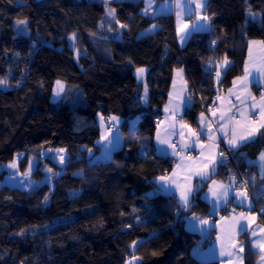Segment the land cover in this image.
<instances>
[{
    "label": "trees",
    "instance_id": "1",
    "mask_svg": "<svg viewBox=\"0 0 264 264\" xmlns=\"http://www.w3.org/2000/svg\"><path fill=\"white\" fill-rule=\"evenodd\" d=\"M108 5L115 9L109 19ZM143 8V0H0V78L7 86L0 84V182L2 165L31 133L56 136L53 146L68 154L52 184L0 187V264H124L133 255L138 264H220L195 255L200 235L185 227L187 215L207 214L210 204L197 194L193 209L183 211L175 196L155 192L153 178L173 167V158L156 150V123L174 64L184 59L195 91L184 119L198 126L199 97L217 95L215 68L206 70L205 62L231 60L219 83L228 89L244 71L249 40L264 41V0H207L211 31L193 33L183 47L174 14L145 15ZM18 19L27 21L26 34ZM153 24L154 32L141 35ZM138 68L147 70V104ZM57 81L64 92L54 99ZM100 115L140 117L108 161L97 159ZM263 148L244 146L242 164ZM26 162L27 155L19 166ZM256 261L246 242L245 264Z\"/></svg>",
    "mask_w": 264,
    "mask_h": 264
},
{
    "label": "crops",
    "instance_id": "2",
    "mask_svg": "<svg viewBox=\"0 0 264 264\" xmlns=\"http://www.w3.org/2000/svg\"><path fill=\"white\" fill-rule=\"evenodd\" d=\"M179 2L183 6L182 9L176 8L177 0H152L148 14H174L177 41L179 46L183 47L193 33L209 32L212 27L206 11V4L201 8L196 7L197 3H202L203 0H179ZM189 7L191 10H189ZM145 8L146 3L144 2L143 9ZM178 11L179 15H177ZM205 16L208 18L207 21L202 19ZM200 24L210 25V30L196 31L195 27ZM153 25L157 27L150 33L158 28L157 24ZM185 25L188 27L184 29V32H180L179 29ZM147 33L149 32L146 30L141 34ZM185 33H188V39L182 41L181 36ZM262 42L264 41L260 39L249 40L244 71L233 79L231 86L226 90H223L219 83L223 78L224 72L230 66L231 60L226 58L229 62L227 68L224 65L225 58L220 61H212L211 65L215 68V80L218 86L216 89L217 95L214 99V106L210 107L207 112L203 110V117H201V114L199 115L198 126H193L184 119L185 111L189 108L185 107L184 101L190 98V107L193 104V96L191 94L192 79L185 60H177L174 64V73L170 84L169 96L164 107V115L156 123L154 137L156 150L160 156L172 157L175 161L171 171L153 178L154 183L157 186L160 183V177H167L170 182L174 181V183L170 184V191H161L162 193L175 196L180 201L181 193L190 188L192 190L190 197L192 203L196 199V195L199 194L202 200L210 204L207 214H195L196 219L190 218L187 215L185 219V227L188 231L198 233L200 236L209 234L211 237L210 241L200 251L195 252V255L200 260H218L220 264H245L246 242H248L253 253L257 255L256 264H264V259H262L264 257V250L257 247L254 243L256 240L264 242V224L261 222L258 214L250 210L252 209V201L247 193L237 189L231 177L225 174L223 163H220L221 149L219 145L220 139H225L223 133L220 131L222 124L225 126L224 131L228 133L227 139H231L233 128H235L237 135L241 134L245 130L242 126L247 125V121L251 119V115L256 112L259 113V108L253 110L250 105L253 103L261 105L264 103L261 101V96L264 94V78L258 82L253 80L252 76L247 80L244 79L246 66L253 76L256 75L255 70L257 67L264 66V43ZM217 71L221 73L219 77L216 75ZM146 73L147 70L142 78L139 79L144 85L142 92L144 104H147L149 101ZM145 87L147 88L146 102L143 99ZM237 96L241 100H244L245 103L241 104L240 100L236 99ZM240 112H243L244 117L247 119L242 118ZM221 115L224 116V120L219 119ZM233 115L240 121L239 125L235 121L229 122L228 118ZM101 118H103V127L101 126ZM259 119L258 115L257 120ZM139 120L140 117L117 119L114 122L118 126L114 129H108L104 124V117L98 116V123L100 125L98 143L100 144L101 152L97 156V159L100 161L111 160L113 152L123 145L125 131L135 128ZM202 120L204 122L203 125L201 124ZM182 125H187V127H182ZM201 130L203 134H200ZM158 131L161 139H167L172 143L178 142L180 146L189 145V147H180V150L177 151L178 155H172L173 150L171 148L166 144L162 145L158 143ZM180 132H183L184 135H179ZM192 132H196L198 135H192ZM209 136L212 138L209 139ZM52 137H54L53 140L55 142L56 136ZM109 140H112V144L108 143ZM244 146L241 145L239 149H243ZM186 151H196L199 155L187 158L185 157ZM261 152H264V148L254 158L248 156L245 158L246 163L253 167L251 168L250 176L255 183L264 180L259 162ZM210 158H214V161H211ZM250 161H256L257 163L251 164ZM205 163L209 164V169L206 171H209L210 178L202 181L195 173L205 170ZM212 167L215 168V174H211L210 172ZM224 189L229 190L227 197L220 196V193ZM237 193H246V198L238 196ZM218 196L220 197L219 200H217ZM241 199H243V204L240 203ZM202 220L207 221V224H202L200 222ZM241 225L246 227V232H241ZM254 232L256 233L255 236H253ZM241 247L243 251H240Z\"/></svg>",
    "mask_w": 264,
    "mask_h": 264
},
{
    "label": "snow or ice",
    "instance_id": "3",
    "mask_svg": "<svg viewBox=\"0 0 264 264\" xmlns=\"http://www.w3.org/2000/svg\"><path fill=\"white\" fill-rule=\"evenodd\" d=\"M144 2L146 3V8L144 10V14L147 15L148 14V9L151 7V3H152V0H144ZM207 3V0H203L202 3H197L196 7L197 8H201L203 7L205 4ZM165 7H167V5H165ZM182 5L180 4L179 0H177V3H176V8L177 9H182ZM189 10L190 7H189ZM115 12V9H112L108 15L109 16H112ZM179 11L177 12V15H179ZM250 16H251V19L253 21H255L256 19V14L254 13H250ZM203 20L207 21V17H202ZM118 22V21H117ZM17 25H24L25 26V30H24V33L26 34V28H27V21L26 20H21V19H18L16 21ZM121 27H125V25H121ZM157 26L156 25H153L151 29H148L147 31L150 33L151 31H153ZM188 26L185 25L183 28L179 29L180 32H184V29L187 28ZM195 30L196 31H207V30H210V25H207V24H200V25H197L195 27ZM70 39L72 40H75V34H73ZM188 39V33H185L184 35L181 36V40L184 41V40H187ZM264 43V42H262ZM224 65H225V68H227V66H229V62L227 61V59L225 58L224 60ZM208 71H210V69H206ZM145 69L144 68H138L137 69V77L138 79H141L143 74L145 73ZM256 75L253 76V74L251 72L248 71L247 69V66L245 68V77L244 79L247 80L250 76H252V79L255 80L256 82H258L260 79L264 78V66H261V67H257L256 68ZM220 72L217 71L216 75L217 77L220 76ZM239 79V78H238ZM6 81L3 79V78H0V84H5ZM234 85H235V81L233 82ZM57 85H58V88L57 90L54 92V95L59 97L61 95V93L64 92V88H63V85L61 84L60 81H57ZM246 87V85H245ZM231 92V90H229ZM143 99L145 100V102L147 101V88L145 87V96L143 97ZM237 100H240V103L241 104H244L245 101L244 100H241L239 96L236 97ZM261 101L264 102V94H262L261 96ZM184 104H185V107H190L191 105V100L190 98L185 100L184 101ZM235 107V105H234ZM250 107L255 110L257 108L260 109L258 115L260 117L259 120H251L249 119L247 121V125H243L242 127L245 128V130L243 132H241V134L237 135L236 131H235V128H233L232 130V135H231V139H227L228 137V133L224 131V125L222 124L221 125V128H220V131L223 133V136L225 137V139L227 140V144L229 145V148L230 150H237L239 149V147L241 145H250L252 143H255V142H264V133L261 132V129H264V103H262L261 105H257L255 103L251 104ZM167 110V109H166ZM204 114L201 113V117H203ZM240 116L242 118H245L244 117V113L243 112H240ZM111 120H117L118 118L117 117H111L110 118ZM182 119V118H181ZM220 120H224V116L221 115L219 117ZM247 119V118H245ZM229 122H232V121H235L236 124H240V121L236 119V116L233 115L231 117L228 118ZM203 120L201 121V124L203 125ZM248 125H251V126H248ZM101 126L103 127V118H101ZM182 127H187V125H182ZM175 134V133H173ZM200 134H203L202 133V130H201V133ZM179 135L183 136L184 133L183 132H180ZM192 135H198L196 132H192ZM258 137H260L261 139L258 141ZM103 135H102V139H103ZM212 137L209 136V139H211ZM157 140H158V143L164 145L166 144L169 148H171L173 151H172V155H178V152H177V148L178 147H181V148H185V147H189V145H183V146H178L176 143H172V142H169V140L167 139H161L160 138V135H159V131L157 132ZM109 144H112V140H109L108 141ZM60 152H63L64 150L63 149H60L58 150ZM167 154V153H165ZM110 158V157H109ZM60 160H61V163L64 162V157L61 156L60 157ZM211 161H214V158H210ZM259 162H260V167H261V170H262V175H264V152H261L260 153V156H259ZM220 163H223V154L221 153V161ZM251 164H255L257 163L256 161H250ZM9 168H15L16 165L15 163H12V164H9L8 166ZM204 169L205 170H201V171H198L195 173V175L199 176L200 179L203 181V180H206L208 178H210V175H209V171H206L209 169V164L208 163H205L204 164ZM210 172L211 174H215V168L212 167L210 169ZM27 175V174H26ZM159 181L160 183L157 185L156 189H155V192L156 193H159L161 191H164V192H167V191H170V184L171 183H174V181L170 182L168 180L167 177H160L159 178ZM213 183H215V181H213ZM211 191V189H210ZM191 193H192V190L189 188L187 189L186 191L182 192L181 195H180V201L178 202L179 204V207L182 208V209H187L191 203H192V199L190 198L191 197ZM153 193H149V195H152ZM229 194V190L228 189H224V191L222 193H220V196H223V197H227ZM214 195H216L214 193ZM238 196H241L242 198H246V193H237ZM219 196L217 197V200H219ZM45 200H47V197H45ZM241 204H243V199H241L240 201ZM193 219H196L195 217H193ZM202 224H207V221H200ZM240 230L241 232H246L247 229L244 225H241L240 226ZM21 235L24 234V232L22 231L20 233ZM256 233L254 232L253 233V236H255ZM135 243V242H134ZM256 244L257 247L261 248L262 250H264V242H261L259 240H256L254 242ZM240 251H243V248L241 247L240 248ZM262 259H264V257H262Z\"/></svg>",
    "mask_w": 264,
    "mask_h": 264
},
{
    "label": "rangeland",
    "instance_id": "4",
    "mask_svg": "<svg viewBox=\"0 0 264 264\" xmlns=\"http://www.w3.org/2000/svg\"><path fill=\"white\" fill-rule=\"evenodd\" d=\"M112 9L113 8L110 7L109 5L106 7V14L108 19L111 17H115V12L112 16L108 15V13ZM142 10H143L142 12H144L145 9ZM73 42L74 40H72V43ZM75 55L76 58H78L80 53L76 51ZM61 84L63 85V83ZM2 87L6 88L7 86L4 84ZM57 88L58 85L56 83L54 87V92L57 90ZM59 97L53 95L54 99H58ZM53 139L54 137L52 136L45 137L42 139H37L36 133H31L27 137L23 145L17 149L14 158L11 161L6 162L2 165L1 169L6 171V175L4 179L0 182V187L2 185H8L11 187H18L25 190H31L35 185L41 183L52 184L55 174H57V170L55 166L63 167L68 156L67 150L64 147L53 146L54 144ZM60 149H63L64 151L63 152L58 151ZM25 155H27V162L26 165L23 168H21L19 166V161ZM61 156L64 157L63 163H61L60 160ZM12 163H15L16 165L15 168L8 167L9 164ZM138 243L139 241L132 243L131 245L132 249H135ZM140 260L141 258L139 256L133 255L129 257L124 264H138Z\"/></svg>",
    "mask_w": 264,
    "mask_h": 264
},
{
    "label": "built area",
    "instance_id": "5",
    "mask_svg": "<svg viewBox=\"0 0 264 264\" xmlns=\"http://www.w3.org/2000/svg\"><path fill=\"white\" fill-rule=\"evenodd\" d=\"M212 61H207L205 62V67L206 69H212ZM213 74H215V71L213 70ZM217 84L215 83L214 88L217 89ZM195 92V91H191ZM216 97V94L212 99L209 97L202 98L199 97L200 102L203 106V109L207 112L208 109L212 106H214V99ZM111 116L106 115L104 118V124L107 126L109 129H114L117 127L116 123L114 120L110 119ZM258 118V113H253L251 115V119L257 120ZM178 146V142H174ZM221 153L223 154V164L225 166V170L227 172V175L231 177L232 182L234 183L235 187L239 190H242L247 193L249 198L252 201V209L251 211H254L255 213L258 214L261 222L264 224V181H262L258 186L254 184L255 182L251 179L250 173L251 169L249 167L244 166L242 164V157L244 155V151L242 149H237L235 151L230 150L229 145L227 144L226 140L224 138H221L219 141ZM180 150V147L177 148V151ZM199 155L198 152L196 151H186L185 152V157L190 158L193 156ZM175 159H173V164H174ZM253 186H256L255 189ZM176 202L178 203V199L174 197ZM187 209H183V211H186ZM232 211V210H231ZM230 211V212H231ZM211 237L209 234H205L200 236L199 241L196 243L194 246V251L198 252L200 251L209 241Z\"/></svg>",
    "mask_w": 264,
    "mask_h": 264
},
{
    "label": "water",
    "instance_id": "6",
    "mask_svg": "<svg viewBox=\"0 0 264 264\" xmlns=\"http://www.w3.org/2000/svg\"><path fill=\"white\" fill-rule=\"evenodd\" d=\"M194 205H196V202H193V203L190 205V210L193 209V206H194ZM180 215H181V213L179 212V213L177 214V216H176L175 224L177 223V221H178ZM193 217H195V214H191V215H190V218H193Z\"/></svg>",
    "mask_w": 264,
    "mask_h": 264
},
{
    "label": "clouds",
    "instance_id": "7",
    "mask_svg": "<svg viewBox=\"0 0 264 264\" xmlns=\"http://www.w3.org/2000/svg\"><path fill=\"white\" fill-rule=\"evenodd\" d=\"M195 252V251H194Z\"/></svg>",
    "mask_w": 264,
    "mask_h": 264
}]
</instances>
